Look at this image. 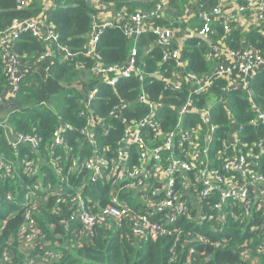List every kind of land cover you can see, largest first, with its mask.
Listing matches in <instances>:
<instances>
[{
    "label": "built area",
    "instance_id": "2783aa9c",
    "mask_svg": "<svg viewBox=\"0 0 264 264\" xmlns=\"http://www.w3.org/2000/svg\"><path fill=\"white\" fill-rule=\"evenodd\" d=\"M57 1L45 0L44 5ZM81 1L97 12L91 17L83 57L94 58L100 33L105 28L118 27L132 42L150 31L162 64H172L173 68L168 78L164 76L166 71L146 73L137 64L135 48L121 65L107 66L95 60L91 73L96 85L77 103L78 117L84 121L79 131L84 145L75 154L64 136L70 130L64 123L53 131L49 146L35 132L14 136L6 119L0 123L11 149L22 145L29 151L16 166L7 165L0 157V182L9 178L8 185L13 187L10 192L0 193V204L16 202L15 196L24 199L18 230L24 264H49L56 259L43 246L44 234L35 219L41 211L38 203L52 196L56 197L58 213L62 203L69 211L60 224L65 230L75 224L83 239L93 237L98 227L114 223L137 243L171 239L167 264H213L211 254L199 253L194 247L186 250L179 262L178 251L189 242L216 249L238 238L240 258L264 264V106L250 100L246 110L249 118L241 124L226 99L235 89L249 97L251 80L264 70V54L250 46L230 51L223 40L210 39L214 34L212 25L218 24L225 34L255 29L264 42V0H218L211 11L199 15L202 25L193 34L206 40V61L214 65L203 78L186 72L187 62L173 44V30L154 26V20L174 0H158L146 13L127 16L115 12L119 21L115 25L101 19L113 10L110 5ZM32 2L35 0L16 1L21 9ZM23 33L48 48L37 60L44 56L52 59V46L57 48L59 60L72 57L58 45V36L41 16L12 22L0 34V58L7 89L14 97L25 73L13 45ZM128 79L137 81L136 103H119L110 111L109 116L119 121L120 135L115 145L99 147L97 137H106L116 125L98 117L90 102L98 94V85L114 88ZM217 79H225L228 86L221 89L215 102L195 103L192 96L207 95ZM155 82L162 83L167 92L191 93L183 103L153 102L145 88ZM217 108L222 109L221 122V110ZM59 151L65 154L64 160L61 154L53 158ZM45 164L54 173V182L45 180L46 175L39 172ZM71 179L77 184H71ZM98 186L107 188L108 202L104 206L86 204V200L91 202L89 193ZM84 242L72 240L71 247ZM11 255L10 251L1 253L0 264H7Z\"/></svg>",
    "mask_w": 264,
    "mask_h": 264
},
{
    "label": "trees",
    "instance_id": "16d2710c",
    "mask_svg": "<svg viewBox=\"0 0 264 264\" xmlns=\"http://www.w3.org/2000/svg\"><path fill=\"white\" fill-rule=\"evenodd\" d=\"M17 0H0V34L14 21H24L41 16L47 26H49L58 36V45L64 47L71 54V59L59 60L57 48L52 46L49 50L54 53L50 68V79L48 83L53 87L60 89L57 92L47 93L48 102L46 105L44 98L40 96L39 87L31 86V82L36 84L42 81L35 75L24 76L19 90L16 94L14 105L7 115V126L12 129V134L29 135L32 132L37 133L43 138L46 145H50L51 136L55 128L64 123L70 128L65 132L68 146L75 154L78 147L84 145L79 131L84 127V121L78 117V101L83 97L80 92L67 87L73 84L80 85L82 81L91 73V68L97 60L103 65H121L129 57L133 43L127 40L124 33L118 29L105 28L99 35L96 45L95 57L86 58L81 55L86 45V38L91 29V17L97 12L89 4L81 0H59L49 6L44 5L45 0H35L27 8H18ZM103 5H111L114 10L124 12L126 15L136 12H147L157 0H96ZM218 0H202L201 9L203 13L209 12ZM175 10L183 13L186 2L174 0L170 4ZM200 13L196 14L191 21L186 22L185 26L192 25V29H199L202 25ZM158 27H167L169 20L160 18L155 21ZM214 34L210 39L217 41L223 40L225 46L230 51H237L241 47L250 46L264 54V42L259 31L252 29L245 33L232 30L224 33L223 28L218 24L212 25ZM187 37V36H186ZM154 37L150 34L142 35L135 43L137 50V63L147 73H153L157 69L166 70V77L171 72L172 65L166 66L160 63V53L152 47ZM242 41L246 43L242 46ZM48 50L39 43L29 33H23L13 45L14 53L20 57L22 64L35 62ZM207 42L199 37L188 36L185 39L182 53L187 61L186 70L198 78L210 73L212 67L206 62L205 55ZM32 82V83H33ZM90 90L96 85L95 82ZM6 86V77L2 70V61L0 58V95ZM226 87V82L216 80L210 88L207 95L192 96L195 103H214L216 96L221 89ZM98 94L90 103L95 114L100 118H105V122H115V131H111L104 138L97 137L96 143L99 147L109 144L115 145L120 135V124L117 119L109 116L110 111L119 103H135L138 94L137 81L125 80L119 82L114 88L105 84L98 85ZM88 93V92H87ZM146 93L149 98L155 102L162 103H183L191 92L186 91L171 94L163 89L160 82H156L146 87ZM249 97L253 103L258 106H264V71L257 74L256 78L249 86ZM228 108L231 109L238 123L244 124L249 118L246 113L249 99L241 91L234 90L227 94ZM218 120L221 122L222 109ZM137 116V115H130ZM129 117V116H128ZM100 133V129H98ZM101 134V133H100ZM29 154L28 149L19 145L16 149H11L3 131H0V157L5 159L7 165L16 166L19 159ZM61 154L63 160L66 158L62 151L57 152L53 158ZM33 157V155H30ZM49 160L51 157L48 158ZM49 163V162H47ZM39 172H43L45 180L54 182V173L49 168V164L42 165ZM83 175V172H80ZM9 178L0 182V193L10 192L13 187L8 185ZM71 184L76 185L77 181L71 179ZM70 191V190H69ZM68 191V192H69ZM67 192V193H68ZM14 194V193H13ZM86 196V195H85ZM54 196L49 197L38 203L41 211L35 216L38 228L44 234L43 246L56 256V259L49 264H167L170 253L171 239L164 238L156 242L147 241L137 243L129 239L121 229H117L114 223L100 226L96 229L93 237L83 239L79 235V228L72 224L67 230L60 224L61 220L67 219L69 211L64 203L61 204V213L57 212L54 205ZM16 202L0 204V254L4 251L12 252L7 264H24V255L19 251L18 245L20 237L18 235L19 227L22 223L24 212V199L15 196ZM89 200L86 204L97 203L104 206L108 202L107 188L98 186L89 193ZM85 241L79 247H71L72 240ZM234 240V239H232ZM236 240V241H235ZM232 241L228 246L212 248L209 245L198 246L194 243H185L180 253L179 262L182 254L186 250L195 248L199 253L211 254L213 264H251L250 261H244L239 256V247L241 240L238 238ZM182 241L177 242V245Z\"/></svg>",
    "mask_w": 264,
    "mask_h": 264
},
{
    "label": "rangeland",
    "instance_id": "374dc122",
    "mask_svg": "<svg viewBox=\"0 0 264 264\" xmlns=\"http://www.w3.org/2000/svg\"><path fill=\"white\" fill-rule=\"evenodd\" d=\"M158 1V0H157ZM157 1H156V3H157ZM189 1V0H188ZM156 3L154 4V6L156 5ZM170 4V3H169ZM167 5V7H166V9H165V11H164V13H163V15L160 17V18H163V19H166V20H169L170 21V24H169V26H167V27H163V28H171L172 30H173V32L174 33H176L178 30H183L182 28H183V26L181 25V21H182V19H183V17L181 18V16H182V12H180L179 11V9L178 10H175L172 6H170V5ZM111 6V5H110ZM153 6V7H154ZM189 6H190V10L192 11V13L193 14H198V13H203V12H201L202 11V9L201 8H199V7H197L198 6V0H190V3H189ZM152 7V8H153ZM111 8L113 9V10H110V14H108V16L106 15V16H103V17H101V19L102 20H109V22L111 23V24H113V25H115L116 23H118L119 21H118V18L116 17V14H115V12H117V11H115L114 10V7L113 6H111ZM151 8V9H152ZM150 9V10H151ZM213 9V8H212ZM211 9V10H212ZM150 10H148L147 12H149ZM210 10V11H211ZM120 12V11H119ZM137 13V12H136ZM143 13H146V12H143ZM125 14V13H124ZM135 14V13H134ZM126 15V14H125ZM130 15H133V14H130ZM128 16V15H127ZM191 17V19H193V17L194 16H190ZM160 18H158V19H160ZM158 19H156V20H158ZM156 20H154V26L155 27H158V26H156V24H155V21ZM214 25V24H213ZM220 26V25H219ZM158 28H161V27H158ZM212 29H213V27H212ZM213 32H214V30H212ZM147 33H150L151 35H152V33L150 32V31H148V32H146L145 34H147ZM174 33H173V35H174ZM144 35V34H143ZM153 36V35H152ZM154 37V36H153ZM191 37H198L197 35H196V33L195 34H192L191 35ZM200 38V37H199ZM186 39V38H185ZM202 39V38H201ZM128 40V39H127ZM221 39H219V40H217V41H214V40H212L213 42H218V41H220ZM130 42H132V41H130ZM153 42H154V40H153ZM153 42H152V47L153 48H155V49H157L155 46H154V44H153ZM185 42V41H184ZM133 43V48H135L134 47V45H135V43L136 42H132ZM183 45H184V43H183ZM183 45L181 46V47H178V46H176V45H174V47H176V48H178V49H180V51H181V53H182V48H183ZM224 45H225V43H224ZM226 47V46H225ZM132 48V49H133ZM131 49V50H132ZM135 50H136V48H135ZM158 51H159V49H157ZM159 53H160V51H159ZM136 55H137V50H136ZM136 55L134 56L135 58H136ZM182 55H183V53H182ZM131 56V52H130V55H129V57ZM129 57H128V59H129ZM160 58H161V53H160ZM127 59V60H128ZM205 59H206V55H205ZM126 60V61H127ZM125 61V62H126ZM136 61H137V59H136ZM124 62V63H125ZM187 62V61H186ZM207 62V61H206ZM123 63V64H124ZM160 63L162 64V62L160 61ZM208 63V62H207ZM138 64V63H137ZM210 65H211V67H212V69H211V71H210V73L213 71V68H214V65L213 64H211V63H209ZM162 65H164V66H166L167 64H162ZM172 65V64H171ZM187 66V65H186ZM172 68H173V65H172ZM157 71H166L165 69L164 70H161V69H157ZM171 71H172V69H171ZM262 71H264V70H262ZM262 71H260L261 73H262ZM146 72V71H145ZM186 72H187V70H186ZM260 72H258L257 74H259ZM147 73V72H146ZM188 73V72H187ZM191 74V73H190ZM257 74H255V76H254V78H253V80L256 78V76H257ZM194 75V74H193ZM208 75V74H207ZM164 76L166 77V72L164 73ZM171 76V72H170V74L168 75V77H170ZM206 76V75H205ZM205 76H203V77H205ZM167 77V78H168ZM197 77V76H196ZM202 77V78H203ZM198 78V77H197ZM128 80H131V79H128ZM134 80V79H133ZM217 80H223V81H225L226 82V87L228 86V83H227V81L225 80V79H217ZM253 80H251V82L253 81ZM94 81H96V79L93 77V75L91 74H89L83 81H82V83L79 85V92H80V94L82 95V96H85L86 94H87V92H89L90 91V87H91V85L93 84L92 82H94ZM123 81H125V80H123ZM136 81V80H135ZM121 82V81H120ZM215 82V81H214ZM251 82H250V84H251ZM156 83V82H155ZM118 84V83H117ZM154 84V83H153ZM162 84V83H161ZM214 84V83H213ZM212 84V85H213ZM37 85V87H39L40 89H39V93H40V96L43 98L44 96H45V93L43 92V89H45V88H48V87H50L51 86V84L50 83H43V82H39V84L37 83L36 84ZM58 86L59 85H57V87H53L54 89L53 90H51L52 92H57V91H59L60 89L58 88ZM163 86V85H162ZM250 86V85H249ZM71 87H75V84H73V85H71ZM212 87V86H211ZM210 87V88H211ZM225 87V88H226ZM164 89V88H163ZM235 90H237V91H241L242 93H244L242 90H239V89H235ZM232 91H234V90H232ZM232 91H230V92H232ZM248 91H249V89H248ZM52 92H50V93H52ZM145 92H146V88H145ZM167 92V91H166ZM229 92V93H230ZM169 93H171V94H177V93H181V92H177V93H173V92H169ZM228 93V94H229ZM138 95V94H137ZM149 96V95H148ZM226 97H227V95H226ZM247 97V96H246ZM249 97H251V95H250V93H249ZM249 97H247V99H249V101L251 100ZM46 99L48 100V95H46ZM136 99H137V96H136V98H135V103H136ZM150 99V98H149ZM227 99V98H226ZM151 100V99H150ZM152 101V100H151ZM252 101V100H251ZM48 102V101H47ZM153 102H155V101H153ZM131 103V102H130ZM162 103V102H161ZM44 104H46V105H50L51 103H44Z\"/></svg>",
    "mask_w": 264,
    "mask_h": 264
},
{
    "label": "crops",
    "instance_id": "0c3cea01",
    "mask_svg": "<svg viewBox=\"0 0 264 264\" xmlns=\"http://www.w3.org/2000/svg\"><path fill=\"white\" fill-rule=\"evenodd\" d=\"M183 2H186L187 5L185 6V11L183 13V19L181 21V25L183 26V30H178L176 33H174L173 37V44L181 47L185 41V38L188 36H191L193 32L196 30H193L191 27L192 25H187L185 26L186 22L191 21L190 16H195L196 14H193L192 11L190 10V0H182ZM202 5V0H198V6L201 8ZM227 6V5H226ZM109 14V13H108ZM194 18V17H193ZM187 36V37H186ZM52 64V59L49 57L44 56L40 60H37L35 62H30L28 64H24L22 66V71L25 73L26 76H37L44 84L49 81L50 77V68ZM33 82V81H32ZM31 86H34L37 88V85L35 82L32 83ZM51 87V86H50ZM45 88L43 89V92L45 93V96L43 97L45 100V103H48L46 99L47 93H50L52 88ZM61 88H67L70 87L77 92L79 91V85H76L75 87L71 86H60ZM16 104L15 97L10 93L9 89L5 88L3 89L1 95H0V123L3 122L5 119H7L8 112L11 109H15L14 105Z\"/></svg>",
    "mask_w": 264,
    "mask_h": 264
}]
</instances>
